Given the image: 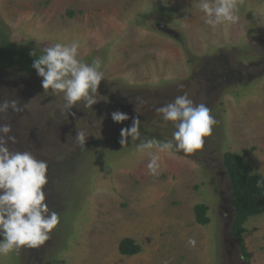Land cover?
Masks as SVG:
<instances>
[{
    "label": "rangeland",
    "instance_id": "374dc122",
    "mask_svg": "<svg viewBox=\"0 0 264 264\" xmlns=\"http://www.w3.org/2000/svg\"><path fill=\"white\" fill-rule=\"evenodd\" d=\"M2 28L59 63L0 69V264H247L222 155L264 178V0H0Z\"/></svg>",
    "mask_w": 264,
    "mask_h": 264
},
{
    "label": "trees",
    "instance_id": "16d2710c",
    "mask_svg": "<svg viewBox=\"0 0 264 264\" xmlns=\"http://www.w3.org/2000/svg\"><path fill=\"white\" fill-rule=\"evenodd\" d=\"M2 26V23H1ZM3 28L0 29V69L14 74L40 77L43 67L58 66L59 59L49 56L21 52L13 48L3 36ZM192 62V61H191ZM77 92L86 94L94 87L90 80L78 79L74 81ZM199 114L201 109H199ZM195 114H197L195 112ZM132 130H142L138 124L133 125ZM222 166L226 172L231 186L230 206L232 208V221L230 232L236 240L241 255L247 264H251V254L248 252L243 239L245 223L251 218L264 214V178L253 174L251 166L239 155L225 152L222 155ZM208 207L198 204L194 207L195 222L205 226L210 222L207 216ZM140 247L131 239H124L118 246L120 255L133 256L140 252Z\"/></svg>",
    "mask_w": 264,
    "mask_h": 264
},
{
    "label": "flooded vegetation",
    "instance_id": "af4514ba",
    "mask_svg": "<svg viewBox=\"0 0 264 264\" xmlns=\"http://www.w3.org/2000/svg\"><path fill=\"white\" fill-rule=\"evenodd\" d=\"M225 76V75H224ZM225 81H232L233 79H232V75L231 74H227L226 76H225Z\"/></svg>",
    "mask_w": 264,
    "mask_h": 264
},
{
    "label": "clouds",
    "instance_id": "9594fccd",
    "mask_svg": "<svg viewBox=\"0 0 264 264\" xmlns=\"http://www.w3.org/2000/svg\"><path fill=\"white\" fill-rule=\"evenodd\" d=\"M236 243H237V242H236ZM238 251H239L240 256H242V255H241V252H240V250H239V248H238Z\"/></svg>",
    "mask_w": 264,
    "mask_h": 264
}]
</instances>
